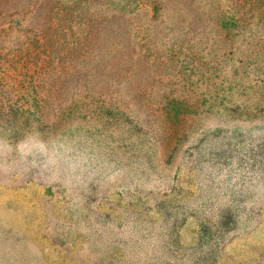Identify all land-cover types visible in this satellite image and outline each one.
<instances>
[{
	"label": "rangeland",
	"instance_id": "rangeland-1",
	"mask_svg": "<svg viewBox=\"0 0 264 264\" xmlns=\"http://www.w3.org/2000/svg\"><path fill=\"white\" fill-rule=\"evenodd\" d=\"M0 264H264V0H0Z\"/></svg>",
	"mask_w": 264,
	"mask_h": 264
}]
</instances>
